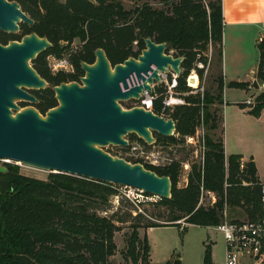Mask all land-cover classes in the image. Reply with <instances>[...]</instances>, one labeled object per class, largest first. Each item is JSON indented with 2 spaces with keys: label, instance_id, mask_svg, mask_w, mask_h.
I'll use <instances>...</instances> for the list:
<instances>
[{
  "label": "trees",
  "instance_id": "obj_1",
  "mask_svg": "<svg viewBox=\"0 0 264 264\" xmlns=\"http://www.w3.org/2000/svg\"><path fill=\"white\" fill-rule=\"evenodd\" d=\"M41 2L45 17L39 16L35 30L49 35L53 45L40 52L31 63L40 76L53 85L78 80V75L83 74L80 63L93 62L97 48L105 51L112 65L130 56L137 57L145 47V38L165 42L166 53L172 49L173 56L182 57V70L174 87L177 91L190 90L186 77L196 68V62L207 63L210 45L216 47L221 71L222 0H155L157 6L144 1L130 9H125L119 0ZM28 10L31 16L37 17V10ZM73 39L81 42L80 49L71 56L75 73L51 75L41 57L48 51L59 55L66 47L60 45V41L70 43ZM256 44L259 50L256 78L263 89L255 96L253 105L237 104L252 116L262 115L264 134V36ZM197 71L201 76L202 69L197 68ZM188 81L192 84L190 77ZM248 84L229 81L227 86L244 89ZM223 87L221 73L214 93L204 90L185 95L184 103L171 109L162 105L166 89L157 88L159 95L153 89L152 111L160 115V109H170L168 118L175 122L174 134L163 136L153 132L155 142L152 144L145 143L134 133L128 134L143 147L150 148L161 140L169 144L184 142L185 137L194 136L199 125L206 130L202 135V161L190 164L184 186H178L181 160L153 165L140 157H121L131 163H141L171 180L170 197L154 202L155 206L166 210L163 221L149 219L141 224L136 217L129 224L131 232L122 251L127 264H150V244L146 233L139 236V228L173 225L183 233L188 224L214 227L223 221L228 209L234 208L240 209L247 220L261 216V180L253 159L243 160L237 153L226 156L223 139H215L207 132L219 125V117L210 107L224 103ZM46 91L42 100L34 104L42 114L57 104L53 90L47 88ZM4 168L0 170V264H110V257L117 249L114 236L121 228L117 222L128 221L127 214L120 217L115 211L107 214L112 199L124 196L112 183L60 172H50L43 180L22 175L17 165L7 164ZM204 192L212 193L214 201H200ZM165 264H179V261ZM202 264H212L208 243Z\"/></svg>",
  "mask_w": 264,
  "mask_h": 264
},
{
  "label": "water",
  "instance_id": "obj_2",
  "mask_svg": "<svg viewBox=\"0 0 264 264\" xmlns=\"http://www.w3.org/2000/svg\"><path fill=\"white\" fill-rule=\"evenodd\" d=\"M63 1V0H60ZM95 3V0H88ZM32 20L16 1L0 0V28L15 32L17 22ZM137 57L112 65L102 48L92 63H80L84 75L78 81L53 86L57 105L42 114L29 90L44 89L47 81L31 61L51 47L45 37L30 33L20 41L0 43V159L88 179L136 187L169 198L171 180L141 163H131L105 151V146H126V136L136 134L145 143L155 142L153 132L174 134L175 122L142 106L124 108L120 101L140 98L145 89L161 80L160 73L181 72V56L166 53V43L145 38ZM152 65L154 68H152ZM136 77L140 83L130 86ZM121 84V85H120ZM251 88L258 89L254 79ZM0 170L5 168L0 166Z\"/></svg>",
  "mask_w": 264,
  "mask_h": 264
},
{
  "label": "rangeland",
  "instance_id": "obj_3",
  "mask_svg": "<svg viewBox=\"0 0 264 264\" xmlns=\"http://www.w3.org/2000/svg\"><path fill=\"white\" fill-rule=\"evenodd\" d=\"M119 1L125 9H130L136 4H141L144 1H149L153 6H157L155 0ZM28 9H30V7L26 6V10ZM262 22L264 24V19H262ZM252 31V27L249 26V28L240 33V36L237 39V46L240 47V50H243V56L240 60V62L243 64H249L255 58L256 49L252 41ZM59 44L62 46H66L62 49L61 53L58 55L52 51H48L41 57L42 62H44V66L48 69L51 75H55L57 73H63L66 75L73 74L74 72H70L66 69L55 71L53 70L52 66H50V64L52 65L53 58H64L67 61L71 62V56L75 51L80 49L81 42L78 39H73L70 43L60 41ZM227 46H229V50L230 45ZM223 49L224 42H222V50ZM167 53L173 55L175 52L171 49ZM206 55L207 63L203 65L200 62H196V68L191 69L188 76L186 77V85L190 87V90L180 92L172 88L173 97L181 99L176 100V103L173 104V106L176 104L179 105L184 103L183 96L185 95L195 94L197 92L202 93L204 90L210 93H214L216 91L219 77L221 76L220 65L217 60L216 47L210 45L208 47ZM197 68L202 69L201 76L198 73ZM68 69H71L70 66L68 67ZM172 72L173 71L171 70H168V72H166L168 83H170L169 78H172ZM195 75L197 76V79ZM189 76L191 83L193 85L197 84L196 86H191L188 83ZM53 86L54 85L52 83L47 82V86L44 89L29 90V92L36 97V103H38L42 100L41 96H45L48 93L46 91L47 88L53 90ZM157 88L166 89L168 91V84L163 81L155 83L153 89L155 90V93L159 95ZM250 89V97H252V103L247 105H253L254 98L259 93V89ZM35 91L37 93H32ZM165 94L167 93L165 92ZM247 96L248 93H245L241 89L235 87L227 90L224 98V103H215L210 107L211 110L216 111L217 116L219 117V125L215 130L207 132L211 134L215 139L221 137L223 139V142L225 143V151L228 153L236 152V150L253 153L255 155L257 165L262 175H264V136L263 131L261 130L260 123L254 118L245 116L243 114V111L240 110L241 108L237 103H226L227 101L235 99H244ZM18 104L20 107H24L27 105H33L35 107V103L31 102L21 101L18 102ZM120 104L124 108L137 106L134 99L120 101ZM170 109H160V115L168 118ZM204 132H206V130L201 125H199L194 136L185 137L184 142H180L178 144H169L166 141L161 140L158 144H154L150 148L143 147L140 143L137 142V140L127 135L126 139L128 141V144L126 146L110 145L103 147V149L108 153L119 157H140L143 161L151 163L153 165H165L173 159L181 160L182 169L179 175L178 186H184L187 181V174L190 170V164L202 161V152L204 150L202 146V135L204 134ZM7 164L17 165L19 173L38 179L45 180L50 173V171L27 166L14 160L0 159V166L5 167ZM112 184L118 189L120 193H124V195L129 189L128 186L126 187L124 185L116 183ZM157 199L158 198H155V200L145 201L141 203L131 202L130 200L126 199L125 196L119 197V199H112L109 206L110 209L107 211V214H111L113 211H115L117 216L119 217L127 214L128 221L123 223L117 222V224L120 225L121 228L115 233L114 236L117 249L115 253L110 257V264H127L122 256V251L126 247V240L131 232L129 224L134 221V218L137 217L138 221H141V224L145 223V221L149 219L159 222L163 221L162 219H164L166 215V210L164 209V207L155 206L154 202ZM200 201L204 203L213 202L214 196L212 193L204 192L201 196ZM226 216L227 219H246L244 213L238 208L228 209V211L226 212ZM182 224H184V222H182ZM145 230L146 229L144 228L138 229L140 237L143 236ZM148 241L150 245H152L150 264H165L167 261L173 263L175 260H178L179 264H202L204 247L207 243L210 244L212 248V264H224L225 243L222 234L214 227H202L198 225L188 224L186 227V231L183 233H181L180 228L173 225L154 227L148 232Z\"/></svg>",
  "mask_w": 264,
  "mask_h": 264
},
{
  "label": "crops",
  "instance_id": "obj_4",
  "mask_svg": "<svg viewBox=\"0 0 264 264\" xmlns=\"http://www.w3.org/2000/svg\"><path fill=\"white\" fill-rule=\"evenodd\" d=\"M222 13H223V35L222 42H224V49L222 50V65L221 73L222 80L224 83L223 87V102L225 101V94L227 90L232 87H228L227 83L229 81H242L247 82L248 88H238L248 93V96L244 99H235L228 102L232 103H244L246 99H251V87L250 84L255 79L259 85V92L263 89V85L259 83L256 78L257 64L259 60V50L257 48V40L264 36V24L262 19H264V0H222ZM249 26L252 27V41L255 46V58L249 64H243L240 62L241 57L243 56V50H240V47L237 46V39L240 36V33ZM230 45V49L228 50ZM227 46V50H226ZM231 60H230V59ZM250 97V98H249ZM245 116L249 118L256 119L260 125L261 130L263 131V120L262 115L259 117L252 116L246 112V108H241ZM264 136V134H263ZM224 153L229 155L231 153L241 154L243 160H247L250 157L253 159L258 178L263 181L264 175H262L257 162L255 155L251 152H243L242 150H236V152H226L225 143H224ZM153 228H148L145 230L146 236L148 238V232ZM150 244V243H149ZM212 249V248H211ZM152 255V245H150V262ZM212 258V257H211Z\"/></svg>",
  "mask_w": 264,
  "mask_h": 264
},
{
  "label": "built area",
  "instance_id": "obj_5",
  "mask_svg": "<svg viewBox=\"0 0 264 264\" xmlns=\"http://www.w3.org/2000/svg\"><path fill=\"white\" fill-rule=\"evenodd\" d=\"M50 66L55 71L64 69L70 72L73 71L72 63L64 58H53V63ZM69 66L71 69H68ZM152 68H154L153 65ZM171 75L172 78L170 83H168L166 73H160V82L163 81L168 84V91H165L167 94L162 101L163 108L171 107L176 103V100H181L172 95V88L176 85V75L173 72ZM138 83L140 81L134 77L131 79L130 86L137 85ZM155 83L152 84V91L144 89L141 92L140 98L134 100L137 106L152 109L151 107L155 98L153 94ZM245 103L251 104L252 100L246 99ZM128 188L125 195L124 193L122 194L134 202L152 201L155 198H159L136 187L128 186ZM260 203L262 214L259 218L231 221L225 216L223 221L214 226L222 234L225 243L224 264H264V180L260 183Z\"/></svg>",
  "mask_w": 264,
  "mask_h": 264
},
{
  "label": "flooded vegetation",
  "instance_id": "obj_6",
  "mask_svg": "<svg viewBox=\"0 0 264 264\" xmlns=\"http://www.w3.org/2000/svg\"><path fill=\"white\" fill-rule=\"evenodd\" d=\"M9 1H16L19 4L20 9L32 20V22L29 23V22H26L25 20L21 19L19 22H17L18 29L15 32L5 31V30H2L0 28V43L6 44L9 41H20L23 36L30 34V33H36L39 37H45L51 43V46H52L53 43H52L49 35L40 34L35 30V28L39 25V19H38L39 16L45 17V11L46 10H45V7L43 6L41 0H9ZM60 2H65V0L60 1ZM26 6H29L30 9L33 8L34 10H37V12H38L36 14L37 17L31 16L29 10H26ZM22 7L25 10H23ZM86 63H90V62H86ZM72 65H73V63H72ZM72 72L75 73L74 65H73V71ZM83 75H84V71H83L82 75H78V80H74V81L79 82L80 77H82Z\"/></svg>",
  "mask_w": 264,
  "mask_h": 264
},
{
  "label": "bare ground",
  "instance_id": "obj_7",
  "mask_svg": "<svg viewBox=\"0 0 264 264\" xmlns=\"http://www.w3.org/2000/svg\"><path fill=\"white\" fill-rule=\"evenodd\" d=\"M191 75H192V74H191ZM191 75H190V76H191ZM190 76H189V77H190ZM195 76H196V75H195ZM189 77H188V79H189ZM196 79H197V76H196ZM188 83H189V81H188ZM189 84H190V83H189ZM190 85H191V86H196L197 84H196V85H192V84H190ZM173 101H174V100H173Z\"/></svg>",
  "mask_w": 264,
  "mask_h": 264
}]
</instances>
